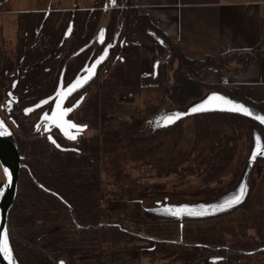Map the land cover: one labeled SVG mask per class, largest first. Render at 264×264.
I'll use <instances>...</instances> for the list:
<instances>
[{
  "label": "trees",
  "instance_id": "1",
  "mask_svg": "<svg viewBox=\"0 0 264 264\" xmlns=\"http://www.w3.org/2000/svg\"><path fill=\"white\" fill-rule=\"evenodd\" d=\"M9 1L0 0V7ZM132 2L115 0L112 9H107V0H94L87 10L23 12L17 14L13 21L16 27L14 55L12 58H0V64H3L0 67V91L10 86L13 96L18 99V107L34 106L52 98L61 78L63 87L75 80L93 56V41L104 15H107V21L101 46L110 45L95 76L71 95H74L72 99L80 93L86 96L83 103L74 109L72 118L79 124H86L89 129L98 130L100 139L98 136L81 139L78 145L73 146L58 138L56 142L65 148L58 150L38 132L19 126V120H16L18 128L10 129L21 157L17 195L7 221L8 238L18 264L140 262L141 257H134L132 250L128 249L125 228L107 221L105 213L100 214L103 193L99 155L103 151H116L140 141H149L164 133H175L182 120L157 134L140 139L136 137L141 127L135 123V117L141 112L135 108V100L146 90L139 81V47L122 37L130 20L138 30L154 40V72L157 87L163 90L160 103L184 107L191 100H200L204 90L215 88L214 91L227 94L231 99L251 104L244 98L241 88L226 89L206 82L211 75L209 70L221 72V61L216 63L212 58L187 60L177 44L137 15ZM257 54H264V41L252 51L240 53L237 56L239 66L244 67L247 58L253 61ZM188 74L193 78L190 79ZM125 93L129 99H122ZM109 94L121 98L119 105H113V100L108 99ZM253 106L264 113L262 106ZM147 112L149 116L155 113V108L149 107ZM225 117L251 122L263 129L242 116L203 114L190 117L195 123V138L216 137V126ZM71 147L76 150L68 149ZM98 240H104L105 244L104 241L99 244ZM184 248L187 247L181 245V249ZM205 249L211 251L209 247ZM220 251L224 253L222 249ZM217 258L223 260L220 254Z\"/></svg>",
  "mask_w": 264,
  "mask_h": 264
},
{
  "label": "rangeland",
  "instance_id": "2",
  "mask_svg": "<svg viewBox=\"0 0 264 264\" xmlns=\"http://www.w3.org/2000/svg\"><path fill=\"white\" fill-rule=\"evenodd\" d=\"M77 4L81 6V0H77ZM56 5L57 0H10L0 7V58H12L14 55L16 27L13 21L17 14L40 9L48 11ZM106 21L107 15H104L99 27H103ZM109 46H101L96 39L93 41V56L75 81L87 76L93 64L96 67L92 77L97 73ZM101 56L105 58L97 64ZM63 71L64 67L60 78ZM209 71L211 75L206 82L218 84L223 67L218 73L213 69ZM188 77L193 78L191 74ZM59 83L62 84V78ZM229 88L232 87L226 89ZM214 90L206 89L203 95ZM81 97L80 103L86 96ZM129 97L125 93L122 99ZM162 98L163 90L158 87L136 96L134 106L141 112L135 117V123L141 127L136 135L138 139L159 133L154 127L156 119L183 112L194 103L191 100L184 107L162 104ZM108 99L117 106L121 98L109 94ZM3 106L0 104V115L5 120L4 125L9 126L11 122ZM149 107H154L155 113L147 116ZM19 115L26 126L34 130L39 126L38 118L35 120L26 111L19 112ZM194 124L193 118L187 117L176 127L175 133H164L116 151H103L99 155V179L103 193L100 214L102 216L107 209V221L125 228L128 249L132 250L134 257H141L137 264H264V158H258L246 175L255 141L258 140L264 149V130L251 122L225 117L216 126V137L198 140L193 133ZM11 127L14 129L13 125ZM96 136L100 139L98 130L85 132V137ZM241 184L247 186L243 201L223 214L196 220L184 219L182 223L159 220L161 215L170 214L161 211L166 206L201 205L197 208L211 209L212 213L213 206L238 193ZM208 205L212 206L205 207ZM98 241L101 244L104 240ZM181 245L187 248L181 249ZM204 247H209L211 251H206ZM149 248L155 249L149 252ZM218 254L223 260L217 258Z\"/></svg>",
  "mask_w": 264,
  "mask_h": 264
},
{
  "label": "crops",
  "instance_id": "3",
  "mask_svg": "<svg viewBox=\"0 0 264 264\" xmlns=\"http://www.w3.org/2000/svg\"><path fill=\"white\" fill-rule=\"evenodd\" d=\"M81 2L78 6L77 0H57L48 10H87L93 0ZM132 6L137 15L177 44L187 60L222 61L221 74L229 77L231 87L241 88L247 102L264 108V54H257L253 61L247 58L244 67L237 60L240 53H248L264 41V0H133ZM122 37L139 47L140 85L147 92L157 88L154 40L132 20Z\"/></svg>",
  "mask_w": 264,
  "mask_h": 264
},
{
  "label": "snow or ice",
  "instance_id": "4",
  "mask_svg": "<svg viewBox=\"0 0 264 264\" xmlns=\"http://www.w3.org/2000/svg\"><path fill=\"white\" fill-rule=\"evenodd\" d=\"M113 3H115V0H112ZM100 39H103V33H101ZM107 55V52H105V56ZM105 56H101L100 59L96 62L97 64L100 63ZM96 64H93L91 69H88V75L83 78H78L74 83H72L67 90H64L62 87L60 90L56 93V103L55 108L52 110L51 115H48L47 113L43 116V121L48 122V125L54 126L59 128L69 139L75 140L77 136L86 129L87 126L85 125H76L75 123L69 121L66 119L68 114L73 110L72 108H64L63 104L65 99L72 94V92L76 91L78 88L82 87L84 84L88 82V80L91 79L92 75L94 74ZM48 100H44L41 103L42 104H48ZM77 102V105L78 106ZM37 108L41 107V105H37ZM211 110H221V111H229V112H236L241 113L247 116L252 115V111L246 107L243 104L236 103L222 95L219 94H210L208 97H206L202 102L194 105L188 113H174L168 116H165L162 118V124L158 123V126H167L168 124L174 123L176 120L182 118L184 115L197 113V112H204V111H211ZM26 111L30 112L32 109H27ZM257 120H259L261 123H264V116H257ZM0 136H7L11 135L7 131V128L4 125V122L0 120ZM37 130H39V126H37ZM45 130L49 131L50 127L45 126ZM75 130V131H73ZM50 140H52L51 137H49ZM52 142L55 144V140H52ZM59 147V145H56ZM261 155H264V152L260 153ZM257 153L254 152L251 159H256ZM5 175L8 179V183H11V173L7 168H4ZM247 193V186L245 184H241L239 187V191L236 194L231 195L229 198L225 199L222 203L213 206V211H225L229 208L234 207L235 205L241 203ZM3 194V190L0 189V195ZM167 212H169L173 216H179L181 214H187L189 216H202L207 214V209L201 208L200 210L191 209L188 207H179L176 209H166ZM0 254H3V256L8 260V264H13V257L12 252L8 243V234L7 232H4L2 235H0Z\"/></svg>",
  "mask_w": 264,
  "mask_h": 264
},
{
  "label": "water",
  "instance_id": "5",
  "mask_svg": "<svg viewBox=\"0 0 264 264\" xmlns=\"http://www.w3.org/2000/svg\"><path fill=\"white\" fill-rule=\"evenodd\" d=\"M114 5H115V3H113L112 0H107V4H106L107 9H112V7ZM101 33H103V39H104V35H105L104 28H102V29L100 28V30L97 33V37L95 38L98 41L99 44H102V42H103V39L102 40L100 39ZM159 42L162 43L161 40H159ZM69 86L63 87V85L59 83L57 91L60 90L61 87L64 90H67V88ZM57 91H56V93H57ZM74 92H72V94ZM56 93H55V95L52 96V98H50V100H48L49 102L55 98ZM213 93L222 95V96H224V97H226V98H228V99H230V100H232V101H234L236 103H240V104L245 105L246 107H248L252 111V115L251 116H247V115H244V114H241V113H236V112L221 111V110H211V111L197 112V113L184 115V116H182V118L176 120L174 123L168 124L167 126H158V123L162 124V118L163 117L171 115V114H174V113H170V114L163 115L160 118L156 119L154 127L157 129V132H159L161 130H165L167 128H170L173 125H175L177 122H179V121H181V120H183V119H185L187 117H193V116H196V115L211 114V113L232 114V115L242 116V117H245V118L255 122L256 124H258L259 126H261L264 129V123H261L259 120L256 119L257 116H264V113H262L259 110H257V108L255 106L251 105V104H248V103H246V102H244V101H242L240 99H231L227 94L219 93V92H216V91H211V92L206 93L200 100L194 101L193 105L188 106L183 112H180V111H178V112H180V113H188L189 110L194 105L202 102L206 97H208L210 94H213ZM82 97H83V95H82ZM82 97H81V99H82ZM55 103H56V100L54 102L53 109L55 108ZM38 105H41V104H38ZM36 106H34L32 108V110L36 109L37 108ZM73 108L74 107H72V109ZM51 113H52V111H51ZM51 113H50V115H51ZM175 113H177V112H175ZM66 119H67V117H66ZM0 120H2V119L0 118ZM5 127L7 128V131L9 133H11V135H7V136L2 137V140L0 138V180H1L0 185H1V189L3 190L2 198L0 199V235H2L4 232H7V234H8V231H7L8 215H9L10 210L12 209L14 200L16 198L17 184H18V179H19V172H20V169H21V162H20L21 161V157L19 155V151H18V147H17V144H16L15 137L12 134L11 130L7 126H5ZM54 128L59 131L61 136H63L64 138L68 139L69 141H72V139H69L59 128H57V127H54ZM73 131H75V130H73ZM49 137H51V136L50 135L48 136L49 142H51L57 149H61V150L63 149V148L57 147L56 146L57 144L56 143L54 144L52 142L53 139L50 140ZM254 152H256L257 155H256V159L252 160L251 157H252ZM261 152H264V149L261 148L260 142L258 140H256L255 144H254V147H253V149H252V151L250 153L249 159H248V166H247V170H246V175H248L249 171L253 167L254 162L258 158H261V159L264 158V155L260 154ZM4 168H7L9 170V172L11 173V183L10 184L8 183V179H7L6 175H5ZM199 206H201V205H198V206H194V205L193 206H189V205H174V206H169V207L166 206V207L162 208L161 211L164 214V213H166V209H176V208H179V207H188V208H191V209L200 210V209L197 208ZM210 206H212V205H208V206H205V207H210ZM229 209H231V208H229ZM229 209H227L225 211H218V212H212V213H210L211 209H207V214L206 215H202V216H189L187 214H181L179 216H173L171 214H167L165 216L161 215L159 220H161V221L162 220L180 221V223H182V221L184 219H197V218H202V217L214 216V215L226 212ZM156 210H158V208H156ZM153 211H155V209ZM150 212H152V210H150ZM8 243H9V246H10V249H11L9 238H8ZM11 252H12V249H11ZM12 257H13V264H18L16 259H15V257H14V255H13V252H12ZM5 262L8 264V260L3 256V254H0V264H5Z\"/></svg>",
  "mask_w": 264,
  "mask_h": 264
},
{
  "label": "flooded vegetation",
  "instance_id": "6",
  "mask_svg": "<svg viewBox=\"0 0 264 264\" xmlns=\"http://www.w3.org/2000/svg\"><path fill=\"white\" fill-rule=\"evenodd\" d=\"M15 20V19H14ZM14 24V23H13ZM95 76V75H94ZM89 81V80H88ZM14 84V83H13ZM10 88V86L9 87H5L4 89H3V91H2V94L1 95H3V97H0V104H3L4 106H3V110L4 111H6L7 112V118L10 120V124H9V126H7L9 129H11L12 127H11V125H13V127H14V129H17L18 128V124H17V122H16V120L18 121L19 120V126L21 125H23V126H25L27 129H29V130H32V131H35V132H38L41 136H44L45 138H46V140H48V136L50 135L51 137H52V139L53 140H55V142H56V139H58V138H62V139H64L65 141H66V143L67 144H70V145H73V146H75V145H78L79 144V141L81 140V139H89V138H92V137H85V132L87 131V130H92V129H89L88 128V126L86 125V124H79V123H77L73 118H72V114H73V112L75 111L74 109H76L79 105H81L82 103H83V101L85 100V98H84V100H82V102L80 103V97L82 96L81 95V93L78 95V96H76L74 99H72V97L74 96H69V97H67V99L64 101V104H63V107L64 108H72V107H74L73 108V110L68 114V116H67V119L68 120H70V121H72V122H74L76 125H85V126H87L86 127V129L84 130V131H82L78 136H77V138L75 139V140H72V141H69L68 139H66V138H64L63 136H61V134L59 133V131L57 130V129H55L53 126H50V125H48V122H46V121H43V116H44V114L45 113H47L48 115H50V113H51V111H52V109H53V105H54V99L56 98V96H55V98L53 99V100H51L50 102H48V104H42L41 102L42 101H40L38 104H41V107H39V108H36V109H33L32 111H30V112H28V111H26L27 109H32L34 106H36V105H38V104H36V105H34V106H30V107H21V106H19L18 107V103H17V101H18V99L15 97V96H13V94H12V90H10L9 89ZM83 94V93H82ZM81 95V96H80ZM46 100H50V99H46ZM77 102H79L78 103V106H76L77 105ZM7 103H9V106H10V109H8L9 108V106L7 105ZM8 106V107H7ZM9 110V111H8ZM24 111H26L28 114H30V116H33L34 118H35V120H36V118H38V121H37V123H38V125H39V130H34L32 127H30V126H26L25 124H24V122H23V118L19 115V112L20 113H23ZM32 112V113H31ZM0 117L2 118V120L5 122V120H4V118L0 115ZM16 122V123H15ZM16 124V125H15ZM49 126L50 127V130L49 131H46L45 130V126ZM13 129V128H12ZM49 141V140H48ZM50 144H52L51 142H49ZM56 144H58L57 142H56ZM53 145V144H52ZM59 145V144H58ZM54 146V145H53ZM55 147V146H54ZM60 148H62L61 146H59ZM56 148V147H55ZM57 149V148H56ZM63 149H65V148H63ZM62 149V150H63ZM68 149H73V150H76L75 148H73V147H71V148H68ZM58 150H61V149H58ZM21 162V161H20ZM17 195V194H16ZM103 213H106V210L103 212Z\"/></svg>",
  "mask_w": 264,
  "mask_h": 264
},
{
  "label": "built area",
  "instance_id": "7",
  "mask_svg": "<svg viewBox=\"0 0 264 264\" xmlns=\"http://www.w3.org/2000/svg\"><path fill=\"white\" fill-rule=\"evenodd\" d=\"M218 84H219V86L221 87V88H228V87H230L231 85H230V80H229V77L227 76V75H221L220 77H219V80H218V82H217Z\"/></svg>",
  "mask_w": 264,
  "mask_h": 264
},
{
  "label": "bare ground",
  "instance_id": "8",
  "mask_svg": "<svg viewBox=\"0 0 264 264\" xmlns=\"http://www.w3.org/2000/svg\"><path fill=\"white\" fill-rule=\"evenodd\" d=\"M0 130H2V129H0ZM2 137H4V136H0L1 140H2ZM0 182H1V180H0ZM0 189H1V185H0ZM1 198H2V195H0V199ZM5 264H7V263L5 262Z\"/></svg>",
  "mask_w": 264,
  "mask_h": 264
}]
</instances>
